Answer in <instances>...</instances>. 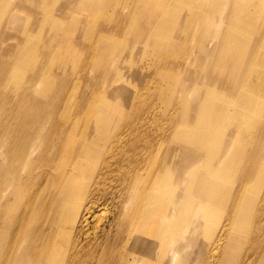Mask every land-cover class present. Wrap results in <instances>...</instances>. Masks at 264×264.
<instances>
[{
  "label": "bare ground",
  "instance_id": "6f19581e",
  "mask_svg": "<svg viewBox=\"0 0 264 264\" xmlns=\"http://www.w3.org/2000/svg\"><path fill=\"white\" fill-rule=\"evenodd\" d=\"M43 1L20 0L9 9V18L18 19L23 7L35 15L33 9H41ZM62 1L50 0L62 9V15L53 17L54 27L64 28L62 36L47 33L38 67L25 76L21 88L10 79L25 74L23 39L13 35L16 48L5 46L0 55V264H264V0H212V12L203 14L196 10L198 0L186 1L192 9L188 14L182 0H157L129 38L125 59L111 71L102 57L118 44L111 43V36L126 34L121 27L98 32L93 44L80 41L78 48L86 52L84 70L99 65L105 72L102 81L81 75L86 88L70 116L62 109L72 81L67 63L55 54L57 48H69L72 59L75 48L66 35L84 28L87 19L74 13L62 27L72 5L58 7ZM149 2L126 6L138 12L139 3ZM188 21L199 24L196 33L180 38ZM45 25L34 16L30 30L41 33ZM80 35L91 40L84 32ZM181 49L190 58L182 59ZM138 50L174 58L175 73L173 106L164 126L166 149L154 180L141 184L143 147L137 136L153 112L155 103L148 98H160L164 71L155 69L152 59H135ZM49 69L56 86L47 97L50 84L42 83L41 92L37 85ZM143 71L150 73V84L131 95L130 118L103 149L99 143L109 108L118 110L124 99L113 81L135 83ZM93 97L108 108L96 111ZM91 160L123 169L127 221L83 243L93 207L106 197L97 180L86 192ZM236 165L240 170L232 175ZM166 184L175 187L170 207ZM215 212L223 215L221 222L213 220ZM168 213L175 217L160 221Z\"/></svg>",
  "mask_w": 264,
  "mask_h": 264
},
{
  "label": "rangeland",
  "instance_id": "374dc122",
  "mask_svg": "<svg viewBox=\"0 0 264 264\" xmlns=\"http://www.w3.org/2000/svg\"><path fill=\"white\" fill-rule=\"evenodd\" d=\"M19 1L20 0H0V55H3V49H5V46L9 47L7 49H10L12 47L16 48L17 41L12 38L13 35L23 39V42L21 44L25 47V51H27V55L24 59V70H22V72H24L25 74L23 76H20L21 78L18 75H13L10 79L12 80L11 82L17 83L19 88H21L24 84L23 82L25 80V76H27V74L30 73L33 68L35 69L38 67L39 53L42 50L43 42L47 33L61 37L62 30L64 28L59 29L58 27H54L53 23L56 24L57 21L54 20L53 17H58V15H62V9H58L56 7L51 6L50 0H44L40 5L42 6L41 9H33L36 11L35 15L32 14L30 9H28L27 7H23L21 8L22 10L19 11L21 16H19L18 19H10L9 9H13ZM70 1L72 2V5L69 8V11L66 12V14L68 15H65V18L61 21L62 23H64L62 27L67 24L66 18L69 19L70 15L74 13L86 16L87 25L84 28L79 27L70 29L69 33L66 35L67 39L72 40L71 43L75 48V55L72 52V59L69 48L62 47L61 50H58L57 48V52L55 54L58 57V60L63 59L64 62L67 63L66 72L72 81V84L67 91L68 97H66L65 108L62 109V111H64L63 115L66 114L68 116L71 115L73 105L77 103L81 93L86 88V83L85 81H83L81 75L85 74L89 79L91 78L92 82H94L95 80L102 81V74H104L105 72L101 69L102 67H100L99 65H89L84 70V61L82 60V57L83 55H85L86 52L81 51L78 48V43L82 41L85 44H93V41L98 35V32L103 31V33L108 34V32H105L104 30L107 31L111 29V27H113L114 25H116L117 27H121V31L126 33V36L115 35L110 37L109 35H107L110 37L111 43H114V41L116 40L117 42L115 43L118 44H113L115 46L113 48L107 49L104 53V56L102 57L104 62H106L107 64L108 71L113 70L114 65H117L119 62L125 59L126 53L129 51V42L132 41V39L129 38H131V35L134 33V31L139 28L142 22V16H144L143 13L145 12V9L147 7L153 9L156 6L155 3H157V0H150L147 5H144V3H139L138 12L140 13V17H138L135 16V13L137 11L133 7H127L126 3L129 2L131 6H134V4L138 3L139 0H63L62 2H60L58 7H60V5H66ZM186 1L187 0H182L180 2L183 5H187L185 6V9L183 11L184 13L188 14L192 12V9L191 7H189L187 3L188 1ZM198 1H200V3L199 7L196 10L203 14L211 8L212 12V0ZM23 3L26 4L24 1ZM5 5L8 6V10L2 9V7H5ZM130 11L133 16L130 15ZM124 12L128 13L125 19L122 18V14ZM34 16H36L37 19H43L47 23V25H45L44 31H42L41 33L30 30V24ZM187 23V25H182L184 28L180 31V33L178 31L179 34L177 36H180V38L184 37L185 39H190L196 33L193 32L195 30L194 26L198 27L199 24L193 23L191 21H188ZM80 32H84L85 34H87L91 38V40H83L81 38L82 36L80 35ZM212 32L213 30H211L208 35H212ZM25 38L27 40H24ZM181 50V54H185L182 59L190 58V56L192 55L190 52L187 54V51L183 52L184 50ZM177 51H179V49H177ZM52 54H54V50H52ZM135 57V59L142 61L152 59L155 65H158L155 66V69L160 68L164 71V78L162 79L163 81L160 88V98L159 100H156L155 98H148V100H152V103H155L153 105V112L148 122H146L144 126L145 131L138 133L137 136V138L140 137V139L138 140L140 142V147H143V150L141 152L143 160L141 161V168L139 170L138 178V181L140 182L139 184H141L154 180L156 167L158 166V162L160 161L161 156L164 154V150L166 149L163 136L166 135L167 130L164 129V126L168 124L167 117L171 112V108L173 106L171 99H173L174 97L172 85L174 83L175 73L173 71L174 58L166 60L154 58L152 56H146V53L142 52V50H138V52L135 54ZM49 72V74L43 77V79L41 80L42 82L37 85V90L41 92L44 90V85L42 83L47 82L50 84H48L50 86V89H48V92L46 93L47 97L52 94L53 88L56 86V83L54 82L53 78L50 79L52 75L50 69ZM149 74L150 73H148V71H143V74L141 72L139 76H142L135 83L129 82L126 78H122L121 80H119V78L116 82L113 81V85L115 84V86L120 89V92L124 96V99L121 100V105L118 110L109 108L110 120L104 126V140L99 143V146L103 147V149H105L107 144L113 140V136L130 118L132 107L134 106L135 101L131 98V95H136L140 91L146 89V87L150 84ZM164 74H167L168 76H165ZM92 104H94L92 108H94L96 111L101 108H108L103 104L100 98L97 99L93 97ZM179 110L181 111L182 109L179 108ZM146 139L149 140V142H146ZM119 148L120 147H118V149ZM102 155V160H104L107 154L105 155L103 152ZM102 160L90 161L91 168L89 169V174H91V176L88 182L86 192L89 188L92 187L93 181L97 180L99 182L98 186L100 188L101 193L103 195H106V197L100 199L97 204L93 207L92 214L89 217L87 231L88 235L86 236L84 235V233H82L83 243L87 241L91 242L93 237L101 235V233H106L108 229H115V226L118 222L120 224H124L127 221L125 213L128 209V206L126 205L128 194H125L123 184L120 181V176L124 171L123 169L116 167L113 162L110 164L109 167H104ZM20 161L24 164L26 163L25 159H20ZM45 168L46 170L48 169V167ZM239 170L240 165L236 167L234 171L231 172V174H236L239 172ZM23 171L24 170H22V172ZM235 178L236 176L233 177V179ZM159 181L161 183L160 179ZM230 181L231 180L229 179V182ZM85 184H87V180ZM166 186L169 193L167 194V198L169 200L170 207L173 201L175 200V187L171 184H166ZM159 187L161 188L162 184ZM2 190H4V185L0 187V191ZM12 190L13 189L11 188V191ZM83 203V205H87L86 200L83 201ZM12 211L13 209H11L10 212ZM213 214V220H215L217 223L223 220V215L220 212H215ZM173 217H175V214L168 213V215H165V217H160V221H164L165 218L170 220ZM245 226H247V223L245 224ZM245 226L243 223H241L242 228H245ZM200 233L201 230L199 229V231H197V234L199 235Z\"/></svg>",
  "mask_w": 264,
  "mask_h": 264
}]
</instances>
